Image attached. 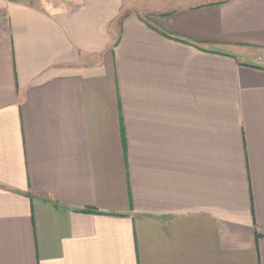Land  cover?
Segmentation results:
<instances>
[{
    "label": "crops",
    "instance_id": "0c3cea01",
    "mask_svg": "<svg viewBox=\"0 0 264 264\" xmlns=\"http://www.w3.org/2000/svg\"><path fill=\"white\" fill-rule=\"evenodd\" d=\"M0 264H264V0H0Z\"/></svg>",
    "mask_w": 264,
    "mask_h": 264
},
{
    "label": "rangeland",
    "instance_id": "374dc122",
    "mask_svg": "<svg viewBox=\"0 0 264 264\" xmlns=\"http://www.w3.org/2000/svg\"><path fill=\"white\" fill-rule=\"evenodd\" d=\"M136 1H139V2H140V1H143V0H136ZM148 1H149V0H148ZM157 1H160V0H157Z\"/></svg>",
    "mask_w": 264,
    "mask_h": 264
}]
</instances>
